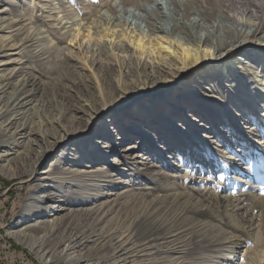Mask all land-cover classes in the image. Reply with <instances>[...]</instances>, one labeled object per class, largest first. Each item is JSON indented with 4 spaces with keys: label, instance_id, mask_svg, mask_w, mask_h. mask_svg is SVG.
Returning a JSON list of instances; mask_svg holds the SVG:
<instances>
[{
    "label": "rangeland",
    "instance_id": "rangeland-1",
    "mask_svg": "<svg viewBox=\"0 0 264 264\" xmlns=\"http://www.w3.org/2000/svg\"><path fill=\"white\" fill-rule=\"evenodd\" d=\"M24 2L27 3V0ZM210 2L213 4L216 0H210ZM229 3L230 1L224 0V4ZM0 4L4 6L6 13V15L0 14L1 24H7L9 20L21 17L22 20L16 23V27L23 26L21 36L31 37L36 34V27L33 24L34 11L27 12L24 7L16 3V0H0ZM108 4L109 0H102L99 7L90 5L88 8L79 9L74 0L68 8L72 23L63 31L54 30L58 37L56 43H53L51 34L43 37L41 33L39 36L43 37V40L38 38V42L33 43L31 48H24L25 51H31L32 63L27 64L25 68L33 79L36 91L30 98L31 105L34 104L33 113H31V118L30 116L26 119L22 118L21 121L25 120L27 125L23 126L24 129L21 131L26 134L33 132L31 136L33 135L35 139H32L35 145L27 146L25 149L17 148L19 145H16L15 140L10 141L9 137L0 136V154L3 151L11 152L9 155H0V264H44L37 256L36 250L32 248L30 250L27 246L17 242L9 231L19 229L16 223L29 215V211L24 208H31L29 203L34 195L48 194L50 187L47 184L51 183L50 181L45 182V186L41 189L36 187L40 172L60 169L62 166L103 171L102 173L96 172L95 182L98 180V185L96 190L91 191L94 194H90V199L85 198L82 201L85 190L79 186L73 188L66 183L62 188L55 189L57 199L48 202V213L56 215V211L50 206L60 205L62 201H58L59 196L61 200H65L64 210L58 211L57 216L63 217L71 213L69 217L74 220L71 223L78 222L79 230L93 227L98 231L109 230L114 235L122 224L133 222L137 215L147 211L154 204L164 207L165 215L172 213L173 216H179L181 213L187 214L190 209H194L199 213L195 219L201 226V232L207 241L206 247L209 249L202 253V264H219L218 258L214 255L218 249L214 248V245L221 243H228L230 245L228 250L232 252L243 249L239 252L241 264H264V196L256 195L255 191L246 192L239 187V184L233 186L236 193L233 195L231 191H220L207 184L197 186L186 182L192 179L197 181L204 179L202 173L194 174L186 168L185 158L180 155L181 150L188 148V137L195 133L191 130L187 135L175 133L170 115L178 108L196 105L195 88L197 84L190 80L191 77H195L194 73L175 85V88L167 94V99H164L165 103L157 100L158 96L155 95L141 98L139 103L154 113L151 119H137L134 116L136 109H129L125 120L126 133L123 138L125 148L120 151L130 154H125L126 157H124L128 163L127 167L121 171H126L127 176L122 178V182L113 180V174L108 171L110 159L103 154L94 153L78 162V158L82 157L83 153L78 155L72 151L69 157L75 159V162L69 163V166H65L64 160L61 164L60 162L56 164L57 157L67 155L70 149L79 145L78 141H65L54 150L50 149L52 151L49 155L38 156L40 151L48 146L47 136L57 132L56 129L63 126L65 130L74 128L86 130L88 133L89 122L93 123L92 116L97 114L105 103L112 104L117 92L121 96L135 94L148 86L155 85L154 80H150L138 64L137 52L132 50L121 34L131 35L136 32L146 37H162L164 41L168 38L172 41H190L184 33L185 26L190 21L193 10L198 11L203 4L207 3L206 0H203V3L201 0H189L190 14L181 13L183 15L180 14L179 20H171V23L177 22V26L167 24L165 19L160 21L157 17L154 18L158 26L165 25L162 32L158 29L156 33H151L146 20H136L133 24L128 19L127 13L119 17L116 22L100 16L99 13L107 8ZM209 9L211 10V5ZM78 10L88 12V16L81 19L76 14ZM219 13L221 12L218 11L212 17L213 21ZM181 20L184 23L179 26ZM226 22L224 24H228ZM76 23L84 25L83 31L92 27L95 39L90 44L85 45L83 42H78L75 46L67 44V40L72 38ZM13 24L15 23L11 25ZM110 27L121 29L116 32L113 43L120 44L124 52L112 49L113 44H109L107 38L103 43L100 41L99 36ZM10 31L8 27L0 31L2 43L7 42L4 36ZM192 31L197 30L193 28ZM78 48L81 51L79 53L76 51ZM251 54L258 55V53ZM92 56L100 58H97V64L89 63ZM4 67L8 70L11 68L8 64ZM8 70L0 71V75L7 73ZM196 72L200 73V70ZM186 83L192 87H184ZM181 89H188V92L194 96L178 94L177 92ZM91 111L95 112L91 114ZM165 120L166 122L163 123ZM23 139L20 138L19 141ZM169 144L172 145L171 151H168V147L166 148ZM158 147L166 149L160 151ZM25 150L28 153L27 156L21 154L19 158L11 159L15 153ZM145 165L147 170L142 174L139 171L145 168ZM195 191L201 192L202 196H198ZM97 194L101 196L97 197ZM246 196L247 201H245ZM242 201H245L247 210L242 208ZM35 203L39 205L40 201H33V204ZM32 210L30 214L37 212L35 216L38 218L50 219V216L42 218L40 209L37 207ZM36 234L32 231L31 235L30 231L23 237L28 243L35 245L33 242L40 235ZM95 243L96 241L93 243L94 247L93 244L88 248L81 245L80 249L83 248V252L91 260L100 259L103 262L106 253H103L102 249L107 245L98 248ZM48 245L56 246L57 242L51 240L46 244ZM158 247L161 246L158 245ZM81 253L80 251L77 255L80 256ZM168 261L169 264H177V261L181 264H189L182 256L169 257ZM147 264H160V261L147 262Z\"/></svg>",
    "mask_w": 264,
    "mask_h": 264
},
{
    "label": "snow or ice",
    "instance_id": "snow-or-ice-1",
    "mask_svg": "<svg viewBox=\"0 0 264 264\" xmlns=\"http://www.w3.org/2000/svg\"><path fill=\"white\" fill-rule=\"evenodd\" d=\"M75 2L79 9H84L90 5L99 7L102 0H75ZM201 2L203 3V0ZM247 2L250 6V15L251 12H260L264 8V0H247ZM16 3L29 13L35 12L33 24L36 27V34L33 35L32 40L28 38L20 40L10 54L8 50L0 49V71L5 72L8 70L4 67L6 63L14 69L32 63L30 59H21L20 53L23 48H31L37 38L43 40V37L50 34L53 43H56L58 37L55 31H63L72 23L68 8L74 0H27V3L24 0H16ZM188 6L189 0H109L108 7L99 14L116 22L119 17L127 13L128 19L133 24L141 19L151 24L154 22L153 14L157 12L164 18L179 20L180 14L188 11ZM228 10L224 0H216L211 6V11L209 4H203L200 11L193 10L190 21L185 26L186 30L191 32V36L188 37L191 44L185 45L182 41L178 44L184 54V60L181 62H190L195 57L201 68L213 70L197 82L196 105L176 109L170 115V120L175 133L187 135L190 130L195 133L188 137V148L181 150L180 155L185 158V167L194 174L202 173L204 179L200 181L192 179L186 181L187 183L197 186L207 184L220 191H231L233 195L236 194L233 186L239 184V187L246 192L255 191L256 195L264 196V39L260 36L264 33V19L252 15L251 19L240 21L245 25H253L251 31L256 33V39L245 43L254 45L251 53L258 55L248 53L239 44L227 51L224 48L191 46L197 43L193 28L203 36L201 27L207 28L211 25L212 17L218 11L224 13ZM0 14L6 15L2 4H0ZM76 14L81 19L88 16V12L83 10H78ZM235 20H240V17L236 16ZM179 22L184 23L182 20ZM83 27V24H75L72 38L67 40L68 45L75 46L82 37H85ZM105 31L107 32V29ZM113 31L119 32L121 29L115 28ZM41 33L43 37L39 36ZM94 39L93 29L88 27L83 43L88 45ZM123 39L132 48L144 51L143 37L137 41L128 40L127 36ZM105 40L106 37L102 35L100 41L103 43ZM206 41L207 38L202 43ZM107 42H115L112 32L107 33ZM172 43L177 44V41ZM236 48H240V51L237 52ZM166 51L177 60H181L172 48H167ZM152 54L155 55V50ZM140 59L144 57L141 56ZM205 60L208 61L207 64ZM183 79L184 77L181 76L175 83L178 84ZM166 83L169 88L175 87L171 81ZM156 91V89L144 90L124 96L117 92L114 102L94 117L86 134L88 139L70 150L78 155L89 152L108 156L110 159L108 171L113 174V180L122 182V178L127 176L126 171H121L128 163L124 157L125 154H130L120 151L125 148L123 138L126 133L127 113L129 109L135 108V118L151 119L154 113L139 101L142 97L153 96ZM23 98L24 93L21 92L20 99ZM15 105L16 101H9L0 111V121L5 122V127L9 129L17 122L16 113L23 110L22 106ZM64 163L65 166H69L67 157L64 158ZM178 171L182 170L178 169ZM71 177L73 180L80 178L75 172L71 173ZM71 186L76 187L77 184L72 183ZM247 199L246 196L245 201ZM245 201H242L241 206L247 210ZM198 214L197 210L190 209L187 214L181 213L179 216H173L172 213L165 215L164 207L152 205L147 211L137 215L133 222L122 224L119 231L105 238L104 242L107 246L102 252L106 253V256L102 264H141V262L155 261L169 264V257L181 256L189 264H202V253L209 249L206 247L207 241L201 232V226L195 219ZM85 235H88L87 230ZM95 239L94 234L87 240H83V237L68 238L67 244L71 245L70 247H66L62 242L55 250H50L44 259L49 264H85L86 258L74 253L80 252L82 240L83 247L88 248ZM229 247L228 243L214 245V248L218 249L214 255L218 258L219 264H241L239 252L243 249L232 252L228 250ZM177 264L181 262L177 261Z\"/></svg>",
    "mask_w": 264,
    "mask_h": 264
},
{
    "label": "bare ground",
    "instance_id": "bare-ground-1",
    "mask_svg": "<svg viewBox=\"0 0 264 264\" xmlns=\"http://www.w3.org/2000/svg\"><path fill=\"white\" fill-rule=\"evenodd\" d=\"M225 1L226 2L230 1V3L228 5L225 4V6L229 8V10L227 12L219 13L218 15H216L217 18L216 19L213 18L215 20L207 28L202 26L200 31H202L204 33L203 36H201L199 34V31H196L195 39H196L197 43L195 45H191V46L192 47L200 46L201 48L202 47H212L214 49L224 48V50L227 51L229 48H235L236 45L239 44L244 49H246V51H248V53L251 54V52L254 50V48H253L254 45H249V44H246L245 42L248 40H254L256 38V33L251 31L253 25H245V24L240 23V21L245 20V19H251L252 15H255L261 19H264V8H262L260 12L253 11V12H251V15H250L249 14L250 6H249L247 0H225ZM206 3L212 6L210 0H206ZM236 5H239V6H236ZM201 9L202 8H199L198 11H200ZM209 11H211V10L209 9ZM187 13L190 14V6H188ZM153 15H154V18L157 17L160 21L165 19V22H167V24L171 23V19L162 17L158 12L154 13ZM181 15H183V14H181ZM236 16H239L240 20H235ZM21 20H22L21 17H16L14 19L9 20L7 24H1L0 23V31H3L6 27L11 29V31L6 36H4L7 39L6 43H2V39H0V49H5V50L10 51V50L16 48V46L19 44L20 40H24L25 38L32 40L33 35H31V37L29 35L21 36L23 26L16 27L17 26L16 23L21 21ZM225 21H227L226 23H228V24H224ZM12 23H15V24L11 25ZM171 24L176 25V26L178 25L177 22L171 23ZM147 26H148L149 30L151 31V33H156V32H158V29H160V31H161L162 29L165 28V25L162 24V25L158 26L157 23L155 24V21L152 22L151 24H149V22L147 21ZM179 26H182V24H180ZM168 28H169V26H168ZM113 30L114 29L110 27V28H108L107 32H103L102 35L107 38V33L112 32V35L115 38L116 32ZM83 32L85 33V37H82V40L80 41V43L83 42L84 38H86L87 30H85ZM184 33L187 35V37L191 36V32H189L187 30L184 31ZM121 35H123V37L127 36L128 40H134V41L141 39V37L144 38V44H143L144 51L141 52L138 49H134V48H132V50L137 52L138 57H139L138 64L140 65L142 70L149 76L148 78H150V80H152V81L154 80L153 82L155 85L154 86H148L141 91H144V90L152 91L153 89H156L157 91L155 92L154 95L158 96L157 100H161V101H163V103L166 102V101H164V99L165 100L167 99L166 98L167 94L175 88V87L169 88L168 84L166 83L167 81H171L173 84L176 85L175 82H176V80L179 79V77L183 76L184 78H186L189 75L194 73V74H196L195 77L192 75L193 78L191 77L190 80L194 81L197 84V82L199 80H201L208 72L213 70L211 68H201L200 65L197 63V60L195 57H193L190 62H181L184 60L183 51L178 46L179 42H181V41H177V44H173L172 42L174 40L172 41L168 37H167L168 39H166L164 41V40H162V37L161 38L146 37V36H143L140 33H136V32L134 34H131V35L126 34V33L125 34L123 33ZM101 36H99V37H101ZM260 36L262 39H264V33H262ZM206 38H207L206 43H202L203 41H205ZM35 42H38V38L35 41H33V43H35ZM182 42L185 45L191 44V42L188 40L187 41L182 40ZM109 44H113L112 49H116L117 51L124 52V50H122V47L120 46V44L119 45L114 44V43H109ZM161 46H163V47H161ZM167 48H172L173 52L177 53V55L181 57V60H177L175 56H172L168 51H166ZM153 50H155V55L152 54ZM76 51L78 53L81 52L80 48H78ZM236 51L239 52L240 48H236ZM20 55H21V59H24V58L31 59V51H25L24 48L21 50ZM229 55H231L230 52H229ZM124 56H126V54H124ZM141 56H143L144 59H140ZM95 57L92 56V58L89 59L90 64H93V63L97 64V58L98 57L97 58H95ZM147 57H148V59H147ZM201 57L203 58L202 51H201ZM98 59H100V58H98ZM205 63L207 64L208 61L205 60ZM5 65H7V63ZM197 70H200V73H197L196 72ZM32 80L33 79H31V75L29 74V72L27 71L25 66H18V69L10 68L7 73L0 75V111H2L8 105L9 101H13V100L16 101V105H15L16 107H21V106L23 107L22 111H20L19 113H16L17 122L10 129L5 127V122L0 121V136L4 137L5 133H7L6 137L7 138L9 137L10 141L15 140L16 145H19L17 148L22 147V149L23 148L25 149V147H27V146L32 147L35 145L32 142L33 135L31 136V133H33V132L26 134V132L21 131L22 129H24L23 126L27 125L25 120L21 121V120H23L22 118L26 119L29 116L31 118V113H33V110H34V109H32V108H34L33 107L34 104L31 105L32 100L29 98V97L32 98L34 96V91H36V87L34 85V82H32ZM184 87H192V86H190L188 83H186L184 85ZM5 90H7V92H5ZM121 91L122 90H120V92ZM21 92L24 93L23 99H20V93ZM177 93L180 95H184V96H188V95L194 96V95L190 94V92H188V89H186V90L181 89ZM5 95H7V96L5 97ZM108 105H110V104L105 103L103 105V107L99 111H97V114L102 113L108 107ZM27 106H30V107H27ZM93 112H95V111H91V114ZM97 114H95V115H97ZM95 115H93L91 119H94ZM90 117H91V115H90ZM165 122H166V120L163 121V123H165ZM89 124L91 125L92 122H89ZM137 129H139V128H137ZM56 130H57V132L51 133L49 135V137L47 136L48 146H47V148L40 151V154L38 155L39 157H43L44 154L49 155L52 150H54L56 147H58L60 144H62L65 141H78V144L80 145L85 140L88 139V136L86 135L87 134L86 130H78V129H74V128H72V129L69 128V129L65 130L63 126H61L60 128H58ZM140 132H142V131H140ZM20 138H24V139L22 141H19ZM33 140H35V139H33ZM171 146H170V144L166 145V148L168 147V151H171ZM158 148L160 151L166 149L165 147L164 148L158 147ZM50 149H52V150H50ZM43 151L45 153H43ZM12 153H14V152H12ZM82 153H83L82 157L78 158V162L83 161L84 158H88L89 155H94V153H89V152H82ZM5 154L9 155V154H11V152L10 151H7V152L3 151V153L0 155H5ZM21 154H25L27 156L28 153L26 152V150L21 151L20 153L19 152L15 153L11 159H17L20 157ZM71 154H72V151H70L64 157H57L55 163L57 164L60 162V164H61L65 157L68 158L69 163L75 162V159H72L71 157H69V155H71ZM96 155H99V154H96ZM101 159L103 160V158H101ZM94 161H97V160L94 159ZM85 167L88 168L87 166H85ZM99 170L97 171V170L92 169L89 171L85 168L84 169L71 168V167L65 168L62 166L60 169L40 172L41 175L37 178L38 181L36 183V187L38 189H41V187L45 186V182L50 181L51 183L47 184L50 187L48 189L49 190L48 194L47 195L40 194L38 196L34 195L31 198V203H29L31 208L30 207L24 208V210L29 211V215H28L29 217L25 216L19 222L16 223V227H19V229L10 230L9 232L12 234V236L16 239L17 242L27 246L30 250H31V248L36 250L37 256L43 261L44 264H49V262L44 259V256L47 255L50 250H55L57 245H59L60 243L63 242L66 244V247L71 246V245L67 244L68 238L83 237V240H87V239L91 238V236L94 234L96 236L95 246L98 248L105 246L106 245V243L104 242L105 238L109 234H112L111 231H109V230L98 231V230L94 229L93 227H91V229H90V227H88V229L79 230V227L77 224L78 222L77 223H71L72 221H74L69 217L71 215V213H67L66 216H63L64 219L62 216H57V214H59L58 211L64 210V207H65V200H61L60 196H59V200H58V201H62V202H60V205L59 206H50V208L55 210L57 214L52 215L51 213H48V210H47V207H49L48 202H51V201H54L55 199H57L56 193L54 192L55 189L56 188H62L63 185L66 183H68L69 185H71L72 183H76L77 186H79L85 190L84 195L82 196V201L85 200V198L90 199L91 198L90 194H94V192H91V191L96 190L97 185H98V183H97L98 180H96V182H95V177H96V172H99V173L101 172ZM145 170H147L146 165H145V168L144 167L141 168V171H139V172H141L143 174ZM31 172L33 173V170ZM73 172L77 173L80 178L77 180H73L71 177V173H73ZM99 181H100V179H99ZM73 188H75V187H73ZM71 190H73V189L71 188ZM96 192H98V190ZM196 193L198 196H202L201 192H196ZM108 195H110V194H108ZM96 196L99 197L101 195L97 194ZM35 200L40 201L39 205L37 203L33 204V201H35ZM35 207L40 209V213H41L42 218L43 217L46 218L47 216L48 217L50 216V219H47V220L44 219L43 220V219L38 218V216H35L37 212H33V214H30L31 210L32 209L34 210ZM71 225H73V227H71ZM85 230L88 231L87 236L85 235ZM30 231H31V235H32V231H35L37 233L36 234L37 236H38V234H40L36 238V241L33 242L35 245H33V244L31 245V243H28V241L25 240L23 237L24 235L29 234ZM36 235H34V236H36ZM31 237H33V236H31ZM51 240L56 241L57 245L56 246H49V245L46 246V244L50 243ZM83 240L81 242V245H83ZM235 244H236V242H235ZM236 246H237V244H236ZM93 247H94V244H93ZM80 251L82 252L80 256L82 258H86L85 264H102V261L100 259L91 260L90 258H88V256L83 252V248L80 249ZM74 255H77V253H75ZM93 258H95V257H93ZM141 263H143V262H141ZM143 264H147V262H144Z\"/></svg>",
    "mask_w": 264,
    "mask_h": 264
}]
</instances>
